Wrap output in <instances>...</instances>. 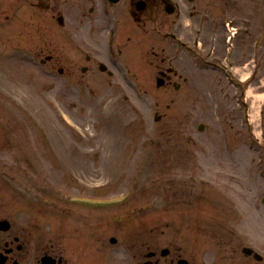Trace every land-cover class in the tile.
I'll use <instances>...</instances> for the list:
<instances>
[{
	"label": "rangeland",
	"instance_id": "rangeland-1",
	"mask_svg": "<svg viewBox=\"0 0 264 264\" xmlns=\"http://www.w3.org/2000/svg\"><path fill=\"white\" fill-rule=\"evenodd\" d=\"M25 2L11 1L10 21H6L7 14L1 12L0 17V88L6 87L9 96L4 99L0 90V139H7L0 146V162L6 159L16 168H23L25 164L18 153L24 148L34 151L36 156L37 153H47V148H37L40 147L39 141L34 140L29 130L31 123L26 115L30 111L24 104L44 122L53 121L56 115L60 121V136L71 134V147H80L91 155L83 160L81 152L66 147L68 152L76 153V169L86 175L84 180H90V184L104 182L116 175V169L108 166L116 162L118 172L126 178L121 186L126 187L135 181L142 184L135 198L125 206L127 212L132 205L158 200L156 212L163 209L165 212L155 214V221L161 225L160 230L169 223L170 229L165 230L167 236L173 232L185 239L184 252L193 264H243L238 258H223V253L227 252L218 236L223 233L220 227L226 218L233 219L236 211L249 210L252 187L255 188L258 207L262 206L264 166L259 160H264V150L251 148L250 135L242 123L243 111L229 99L231 90L224 89L221 77L211 71H196V65L186 56L177 62V68H183L187 78L179 91L173 87L158 90L155 85L157 72L152 68L145 69L142 74L137 70L144 87L141 90L143 96H139L136 90L120 89L117 85L122 79L120 75L110 77L105 74V78H95L92 74L95 68L83 75L80 68L85 65L84 56L72 51V45L60 42V25L52 19L53 12L40 13ZM61 55H65L68 61L65 65L60 64ZM49 56L54 58L51 63L37 65ZM60 65L67 70L63 76L58 74ZM26 70L31 71L35 79L29 87L25 86L27 91L17 85L20 81L15 82V87L3 85L5 71L13 78ZM37 90L43 97L38 96ZM12 102H16L18 108ZM218 106L219 112L216 113L214 110ZM156 108L163 116L160 123L153 118ZM47 109H51L54 115ZM61 119L66 124L71 122L76 129L69 128ZM200 123L206 125L203 132L198 130ZM27 133L31 138L30 145L23 142ZM224 140L225 145H232L230 151L225 149ZM50 144L56 152L65 150L60 147L59 136H53ZM9 148L12 150L8 152ZM121 149H127L129 158L119 153ZM112 153L115 156H110ZM38 158L46 167L33 172V178L60 180L61 175L65 178L61 169L52 168L54 165L49 164L52 161L46 154ZM98 164L108 176L100 175ZM201 176L206 179L204 183L209 191L199 187L203 180ZM157 180H164L165 184L176 188L179 200L176 206L167 208V190L162 197H156L152 187L156 186ZM114 190L115 187L104 196ZM0 195L8 209V193L1 192ZM215 211L220 214L213 213ZM103 214L98 210L70 214L71 217H87L88 220L81 225L69 218L61 220L58 216L51 218L48 215L47 220L52 219V227L60 221V236L70 240L69 245L74 242L77 249L74 246L73 251L69 246L68 254L74 252L78 255V249L91 253L93 248H100L96 264H105L104 256L100 255L105 252L103 245L110 236L119 234L120 229L107 222L94 228L95 221L100 223ZM229 224L236 226L235 222ZM114 253L113 250L110 264H135L124 247L120 253L126 259L114 256Z\"/></svg>",
	"mask_w": 264,
	"mask_h": 264
}]
</instances>
